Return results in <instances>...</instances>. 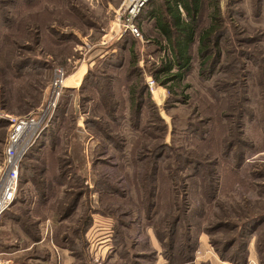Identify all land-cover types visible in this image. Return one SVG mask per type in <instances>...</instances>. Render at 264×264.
I'll return each mask as SVG.
<instances>
[{"label": "rangeland", "instance_id": "rangeland-1", "mask_svg": "<svg viewBox=\"0 0 264 264\" xmlns=\"http://www.w3.org/2000/svg\"><path fill=\"white\" fill-rule=\"evenodd\" d=\"M29 1L0 0V171L7 118L44 103L54 70L76 73L65 81L75 89L22 164L0 264H234L217 253L231 240L246 264H264V222L240 230L264 219V0H203L199 27L216 1L227 33L215 74L200 77L195 44L190 71L164 85L151 22L126 47L113 37L123 0ZM88 70L104 88L84 82Z\"/></svg>", "mask_w": 264, "mask_h": 264}, {"label": "trees", "instance_id": "trees-1", "mask_svg": "<svg viewBox=\"0 0 264 264\" xmlns=\"http://www.w3.org/2000/svg\"><path fill=\"white\" fill-rule=\"evenodd\" d=\"M34 0H30L27 3H31ZM151 0L148 5L145 7L142 13L140 14L137 22H151L153 31L157 34L154 40V44H156L163 51V56L160 59V65L155 68L153 73V78L159 84L164 85L165 82L171 81L173 79H181V76H185L191 67V49L196 44L197 45V53L200 58V69L199 75L201 78H204L205 75L213 76L215 74L216 64H219L221 60V41L227 33L226 30L221 27L220 20V10L216 1H212L211 7L212 11L208 15L209 23L206 27H199L200 14L203 8V0H160L157 5L156 1ZM130 41H139L138 39H134L131 36L125 37L120 43V48L126 47ZM131 67H134V61L130 64ZM12 69L15 70L18 74L30 73L26 71L28 66L25 65H11ZM33 70V69H32ZM175 70L174 74L171 72ZM210 74V75H209ZM159 75H163L165 80L160 82L158 79ZM92 87L97 88L99 86L101 89L104 88L99 82L97 78L91 77V70H88L86 73V77L84 78V82H88ZM94 82V83H92ZM148 88V87H147ZM142 90V89H141ZM67 92V91H65ZM64 92V93H65ZM137 87L132 88L131 95L129 97L131 109H134L135 112H139L140 105L137 103ZM59 107V104H58ZM56 112L58 111V108ZM55 112V113H56ZM54 116L50 122V125L53 124ZM49 125V126H50ZM48 126V127H49ZM42 133L40 138L36 141V143L29 149L26 153L22 163L29 156H35L36 154H40L42 148H44V143H42V138L45 136V132ZM51 138V135H46V138ZM53 140V137L50 139L49 144ZM50 145V147H51ZM230 144L227 146V150L230 149ZM31 158V157H30ZM224 158V157H223ZM197 162V161H196ZM198 163V162H197ZM199 163H201L199 161ZM216 166H218V162H216ZM235 168L236 165L234 166ZM242 168V166H240ZM153 175L154 182L157 183V167H153ZM23 179H19V186L21 185ZM106 191V190H105ZM79 197L81 194L77 196L72 209L76 206ZM264 222V219H257L255 221H251L242 226L240 229L245 236H252L254 233H258L259 226ZM180 221L178 218L175 222L172 223L171 228L167 231L168 235L175 233L177 228L180 227ZM218 228V227H217ZM250 231V232H249ZM207 233H209L207 231ZM235 244H237V240L224 243L222 245L221 251H217L222 261L228 260L233 262L234 264H246V251L245 247H239V251H234ZM188 252L191 253L190 248H188ZM231 254V255H230ZM245 254V256H244ZM242 255V256H240ZM186 258L187 262L190 261L191 256ZM240 256V257H236Z\"/></svg>", "mask_w": 264, "mask_h": 264}, {"label": "built area", "instance_id": "built-area-1", "mask_svg": "<svg viewBox=\"0 0 264 264\" xmlns=\"http://www.w3.org/2000/svg\"><path fill=\"white\" fill-rule=\"evenodd\" d=\"M150 1L123 0L116 14L115 20L117 21V25L113 37L121 38L131 36L134 39H141V32L137 20ZM106 43L107 41H102L100 45H105ZM53 76L54 78L49 86L47 99H45L39 108L26 116L7 118L9 130L3 151V164L0 171V218L17 198L21 163L26 153L50 125L59 101L67 89L65 86L66 74L64 71L60 69L54 70ZM147 87L152 93L153 82L147 81Z\"/></svg>", "mask_w": 264, "mask_h": 264}, {"label": "crops", "instance_id": "crops-1", "mask_svg": "<svg viewBox=\"0 0 264 264\" xmlns=\"http://www.w3.org/2000/svg\"><path fill=\"white\" fill-rule=\"evenodd\" d=\"M113 50H111L110 49V51H106V50H104V49H99V50H97V52L95 51V53H96V56L95 57H97V58H101L102 56H104L105 54H107L108 52H112ZM93 62L91 61L90 62V65L92 64ZM88 65V61H87V63H86V65L85 66H87ZM90 65H89V67H90ZM88 67V66H87ZM86 70L87 69H85L84 70V73L81 75V78L83 77V75L85 74V72H86ZM76 75V73L74 74V75H72L71 77H74ZM71 77H68V78H66V81H69L70 80V78ZM80 78V79H81ZM66 88L67 89H75V87H73V86H66Z\"/></svg>", "mask_w": 264, "mask_h": 264}, {"label": "bare ground", "instance_id": "bare-ground-1", "mask_svg": "<svg viewBox=\"0 0 264 264\" xmlns=\"http://www.w3.org/2000/svg\"><path fill=\"white\" fill-rule=\"evenodd\" d=\"M152 94H153V90H152Z\"/></svg>", "mask_w": 264, "mask_h": 264}]
</instances>
